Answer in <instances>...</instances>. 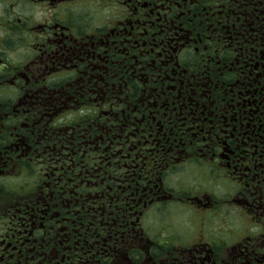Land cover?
<instances>
[{"label":"flooded vegetation","instance_id":"1","mask_svg":"<svg viewBox=\"0 0 264 264\" xmlns=\"http://www.w3.org/2000/svg\"><path fill=\"white\" fill-rule=\"evenodd\" d=\"M0 264H264V0H0Z\"/></svg>","mask_w":264,"mask_h":264}]
</instances>
